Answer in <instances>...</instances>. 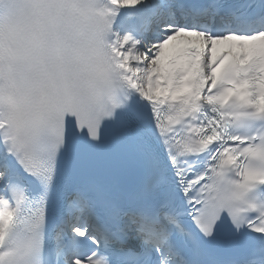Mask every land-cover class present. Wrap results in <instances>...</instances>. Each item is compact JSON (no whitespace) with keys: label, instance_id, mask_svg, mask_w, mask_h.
Here are the masks:
<instances>
[{"label":"snow or ice","instance_id":"6c2138e0","mask_svg":"<svg viewBox=\"0 0 264 264\" xmlns=\"http://www.w3.org/2000/svg\"><path fill=\"white\" fill-rule=\"evenodd\" d=\"M0 264H264V0H0Z\"/></svg>","mask_w":264,"mask_h":264}]
</instances>
